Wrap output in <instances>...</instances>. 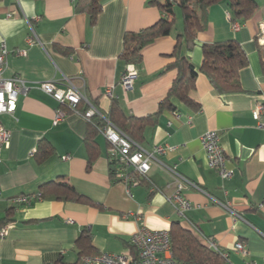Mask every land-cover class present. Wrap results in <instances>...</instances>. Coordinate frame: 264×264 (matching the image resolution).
I'll return each mask as SVG.
<instances>
[{"label": "crops", "instance_id": "crops-1", "mask_svg": "<svg viewBox=\"0 0 264 264\" xmlns=\"http://www.w3.org/2000/svg\"><path fill=\"white\" fill-rule=\"evenodd\" d=\"M75 3L0 0V43L5 41L11 52L4 77L18 76L29 87L19 96L14 115H0L11 132L8 148L0 150V229L8 210L13 211L7 234L0 239V264H81L77 241L83 234L92 235L95 255L124 252L140 227L170 230L174 221L200 239L213 238L228 251L227 264H264V129L253 117L257 104H264V46L256 40L264 5L260 2V10L243 24L232 23L225 2L212 5L207 29L190 53L199 69L203 44L238 41L250 61L240 72L242 89L221 94L199 73L191 96L201 110L193 112L176 100L178 111H164L145 131L141 147H170L162 159L191 182L183 194L193 208L180 216L165 197L174 186L168 187L171 176L161 169L151 170L149 186L141 183L130 190L110 177L109 143L100 132L95 137L99 154L89 167V122L38 86L47 81L63 85L64 78H70L106 117L113 99L103 91L113 85L115 100L126 115L147 116L156 112L176 76L175 71L162 72L176 35L160 37L144 48L143 62L134 65L138 78L125 91L122 78L128 64L120 58L124 35L153 25L162 12L148 0H102L103 11L92 25L87 14L75 12ZM175 11L182 32V12ZM32 35L35 41L29 44ZM17 50L27 53L17 55ZM58 109L65 116L56 122ZM259 121L264 123V113ZM208 130L218 131L227 165L235 170L229 179L208 165L201 141ZM42 147H49L50 155L42 156ZM55 181L68 182L91 203L56 198L53 189L31 205L12 203ZM238 242L246 245L247 255L235 250Z\"/></svg>", "mask_w": 264, "mask_h": 264}, {"label": "trees", "instance_id": "trees-1", "mask_svg": "<svg viewBox=\"0 0 264 264\" xmlns=\"http://www.w3.org/2000/svg\"><path fill=\"white\" fill-rule=\"evenodd\" d=\"M221 2L227 4L230 19L234 24L248 22L260 10V2L264 5V0H148L149 5L158 8L162 12L160 19L153 25L138 32L125 33L124 47L120 58L128 65H139L143 62V50L145 47L154 43L158 38L172 33L177 20L176 8H179L182 12L184 28L181 33L177 34L173 51L168 55L170 60L162 71H175L176 76L166 96L160 101L156 112L143 117L126 115L120 103L113 99L106 116L136 144H143L147 127L155 125L164 111H178L176 100L193 112L201 110V104L191 96V92L196 88V79L199 73L205 74L212 86L221 94L237 92L242 89L240 72L248 67L250 61L238 41L228 40L203 44V62L199 69L196 68L190 57V53L199 43V34L207 29L210 7ZM102 11V0H76L75 12L87 14L92 25L96 24ZM78 109L85 111L87 106L81 103ZM101 124L102 120L98 115L92 117L89 121L90 132L86 138L89 167L99 154L95 137ZM42 148H44L41 153L42 156L50 155L51 149L49 147ZM109 166L110 177L116 180L117 164L114 162L110 163ZM142 184L149 186V183L145 180H143ZM50 189L54 190L53 194L56 198L91 203L88 197L78 193L66 181L43 184L42 191H40L42 198L45 197ZM12 212V209H9L7 216L2 219L5 225L13 221ZM170 237L173 256L177 263L227 264V259L220 252L211 249L203 239L195 236L193 231L184 227L180 221L172 223ZM77 245L82 259L95 255V248L92 244V235L90 233L80 236ZM128 245L136 259V250L131 244Z\"/></svg>", "mask_w": 264, "mask_h": 264}, {"label": "built area", "instance_id": "built-area-1", "mask_svg": "<svg viewBox=\"0 0 264 264\" xmlns=\"http://www.w3.org/2000/svg\"><path fill=\"white\" fill-rule=\"evenodd\" d=\"M235 27L238 28V25H235ZM256 40L260 45L264 46V23L260 26ZM34 41L33 35L28 38L29 44L34 43ZM10 53L6 42L2 41L0 43V115H14L19 96L26 94L29 89L27 83L18 76L4 77ZM16 53L17 55H26L27 51L17 50ZM137 78L138 72L136 68L134 65L129 64L122 78L123 89L125 91L131 90ZM38 86L61 105L66 106L68 110L82 115L88 122L92 117L100 116L102 124L98 127V132L104 135L109 143L108 160L110 163L115 162L117 164V180L123 182L129 190L132 186L141 184L143 180L150 182L149 174L151 170L159 168L171 176L168 187L174 186V190L165 195V197L173 204L178 214L184 216L187 210L193 208L192 203L183 194L185 184L191 182L178 172L176 165H170L162 159L171 149L170 147L155 145L149 150L136 144L107 117L102 115L99 109L87 99L84 92L72 83L70 78H64L63 85L47 81L42 82ZM113 89V85L107 86L103 91V95L115 99L117 96L114 95ZM81 103L87 106L85 111L78 109ZM262 113H264V104L259 103L253 111V117L258 120L260 128L264 129V123L259 121ZM64 116L65 112L62 109H58L55 121H59ZM10 140L11 132L0 122V150L3 147L8 148ZM201 141L209 167L216 170L221 178H231L235 170L227 165V157L221 146L218 131L208 130L201 136ZM34 154L35 151L32 152V155ZM64 158H69V156ZM151 190L155 191L153 185ZM41 199V192H38L32 195L15 197L12 203L17 206H24L31 205L33 201ZM215 201L217 200L215 199ZM226 208L233 214L235 213L229 206H226ZM9 227L10 224H7L0 229V239L5 238ZM203 240L211 249L220 252L226 259L228 258V251L220 249L213 238L204 237ZM130 244L137 252L136 259L131 250L127 252L103 251L94 256L84 257L82 264H185L177 263L174 259L170 230H151L146 227H140L133 234ZM235 250L243 255L249 253L246 245L240 242L236 244Z\"/></svg>", "mask_w": 264, "mask_h": 264}, {"label": "rangeland", "instance_id": "rangeland-1", "mask_svg": "<svg viewBox=\"0 0 264 264\" xmlns=\"http://www.w3.org/2000/svg\"><path fill=\"white\" fill-rule=\"evenodd\" d=\"M180 26H182V20L181 19H179V22L175 24V27H174V29L172 31L173 35L177 36V34L181 33V31L179 32V30H181ZM177 30H178V32H177ZM127 251H129V250L127 249L124 252H127Z\"/></svg>", "mask_w": 264, "mask_h": 264}]
</instances>
